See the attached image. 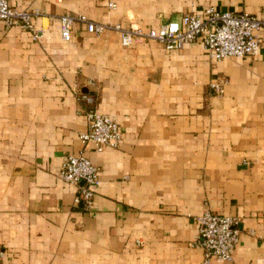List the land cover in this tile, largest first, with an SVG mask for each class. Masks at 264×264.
I'll return each mask as SVG.
<instances>
[{"label":"crops","instance_id":"1","mask_svg":"<svg viewBox=\"0 0 264 264\" xmlns=\"http://www.w3.org/2000/svg\"><path fill=\"white\" fill-rule=\"evenodd\" d=\"M9 5L41 15L37 40L0 21V264H204L195 218L205 211L237 217L241 231L232 261L208 264H264V29L257 56L215 61L199 41L181 52L124 48L118 33L80 24L65 42L59 22L147 31L207 7L261 18L264 0ZM91 109L118 123V148L82 144ZM79 153L100 170L89 210L58 178Z\"/></svg>","mask_w":264,"mask_h":264},{"label":"built area","instance_id":"2","mask_svg":"<svg viewBox=\"0 0 264 264\" xmlns=\"http://www.w3.org/2000/svg\"><path fill=\"white\" fill-rule=\"evenodd\" d=\"M109 6L114 8L113 4ZM40 15L36 10H15L10 7L9 0H0V21L6 27L18 26L26 30L33 40L40 38V32L33 24V19ZM59 22L61 39L65 42L72 39L73 26L80 24L87 33L96 37L105 32L118 33L120 45L124 48L137 42H155L162 45L167 53L181 52L186 45L199 41L215 61L257 56L260 49L258 34L264 29V15L261 18L247 12L234 15L213 7H207L202 15L185 14L177 21H169L147 31L120 24L93 22L85 16H61ZM210 88L217 96L223 94L221 83H214ZM80 99L87 104L93 103V98L87 94L81 95ZM84 118L87 130L79 137L82 144L92 142L97 153L106 148H118L122 133L112 117L91 109L84 114ZM99 177V168L80 153L68 155L58 174L61 181L77 187L75 203L86 210L92 207ZM195 220L198 224L195 244L202 252L203 263L213 260L231 262L241 233L237 217L205 211ZM248 234L254 235L253 231ZM2 255L0 252V258Z\"/></svg>","mask_w":264,"mask_h":264}]
</instances>
